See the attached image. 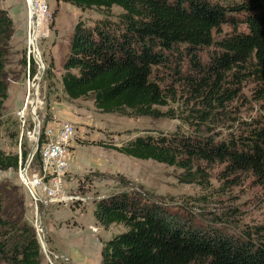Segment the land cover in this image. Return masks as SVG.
Masks as SVG:
<instances>
[{
    "label": "trees",
    "instance_id": "16d2710c",
    "mask_svg": "<svg viewBox=\"0 0 264 264\" xmlns=\"http://www.w3.org/2000/svg\"><path fill=\"white\" fill-rule=\"evenodd\" d=\"M65 1L103 15L73 28L59 79L68 101L90 98L101 114L128 110L130 118L166 116L195 128L188 135L175 130L136 136L115 151L179 168L183 181L208 182L200 164L218 163L225 174L248 172L264 186V0ZM113 6L122 10L116 19H110ZM222 26L230 31L220 36ZM12 33V20L0 8V118ZM246 85L262 107L248 121L231 107ZM178 90L187 115L160 112ZM208 122L227 123V131L215 133ZM27 152L23 147V159ZM17 167L18 156L0 149V170ZM146 195L123 192L94 203L104 228H124L102 245L101 264H264V223L244 231L225 220L206 223L185 206L171 209ZM24 214L23 202L0 190V264L42 261L37 233Z\"/></svg>",
    "mask_w": 264,
    "mask_h": 264
},
{
    "label": "rangeland",
    "instance_id": "374dc122",
    "mask_svg": "<svg viewBox=\"0 0 264 264\" xmlns=\"http://www.w3.org/2000/svg\"><path fill=\"white\" fill-rule=\"evenodd\" d=\"M37 3V36L41 34L37 46L42 53L45 70L50 69L51 76L48 77L45 72V77L43 74L44 78L38 83L37 95L43 104L35 109V114L40 121V131L46 123L54 130L63 123L52 118L51 110L58 102H67L69 105L64 106H69L76 114V121L68 122L75 130L69 166L71 156L76 165L72 171L69 169V181L82 197V203L69 206L41 205L36 207V212L27 189L18 179L17 170L12 168L0 170V190L11 199L18 197L23 202L24 218L34 227L36 233V224L40 230L42 225L49 229L50 248L56 246L60 255L64 254L68 258H71L75 250L76 264H101L102 245L122 233L124 228L114 224L104 228L94 215V203L104 197L123 192H137L142 199L148 194L150 196L147 200L154 198L171 209L185 206L199 221L222 224L221 221L225 220L237 230H250L264 223V186L248 172L225 174L221 164L201 163L208 180L201 185L199 178H195V182L183 181V172L179 168L152 160H138L115 151L112 147H119L136 136H156L160 132L170 134L175 130L188 135L194 134L195 128L187 126L179 118H130L128 110L120 114H101L93 107L90 98L68 101L61 90L59 75L62 73V64L68 52L73 28L79 20L90 26L103 15L99 10H83L65 0H44V14L42 0H37ZM26 5L28 6L26 0H0V8L8 13L13 27L11 39L5 49L4 78L7 97L3 102V115L0 118V149L7 155H17L19 143L21 150L26 147L28 151L31 147L26 139L20 136L15 116L26 95V78L21 62L22 55H26V38L17 36V33L21 34L18 32L20 30L25 36L28 34ZM121 13L120 8L113 6L110 19H116ZM229 31L228 26H222L218 35L222 36ZM23 45L24 50L21 51ZM52 51H55L54 55ZM19 82L20 84H17ZM49 84L52 86L48 87ZM249 89L250 86L246 85L231 106L237 112L236 116L244 121L262 113L260 102L251 98ZM184 100L182 92L178 90L174 102L167 107H158V110L183 117L187 115ZM47 106L50 108L48 113L51 117L46 116ZM231 114L233 115V112ZM208 125V128L213 129L215 133H222L223 136L228 124L208 122ZM200 130L198 131L205 135L204 130ZM32 175L34 174L30 176ZM180 210L184 211V208ZM39 212L41 219L38 218ZM41 254L42 264H47L42 248ZM48 254L53 259L51 253ZM54 262L58 264L59 261ZM64 262L63 264H69L65 260Z\"/></svg>",
    "mask_w": 264,
    "mask_h": 264
},
{
    "label": "built area",
    "instance_id": "2783aa9c",
    "mask_svg": "<svg viewBox=\"0 0 264 264\" xmlns=\"http://www.w3.org/2000/svg\"><path fill=\"white\" fill-rule=\"evenodd\" d=\"M41 6L45 14L46 7L44 0H42ZM33 12L27 6L28 34L25 36L26 55L25 65L23 66L24 77L26 78V95L22 106L16 110L15 116L18 122L20 136L24 137L31 145L30 150H28L26 157L23 159L21 145L19 143V151L17 154L18 179L27 189L30 199L34 202L35 210L38 212L36 207L41 205L54 204L69 206L82 203V197L73 189L75 186L69 181V157L71 154V143L74 139V127L68 122H63L54 130L46 123V126H43L40 131V121L35 114V109L43 104V101L37 95V89L39 81L45 77L46 70L42 60V53L37 46L41 34L36 39H33V44L30 43V36L35 31ZM34 50L38 55L34 53ZM35 163H37L36 167ZM31 174L34 175L30 176ZM67 183L69 186H66L68 185ZM40 214L39 212V219L41 218ZM36 230L37 236L40 242H42V232L37 224ZM42 249L47 264H55L54 260L48 254L49 252L44 248ZM63 259L68 261L66 258Z\"/></svg>",
    "mask_w": 264,
    "mask_h": 264
},
{
    "label": "crops",
    "instance_id": "0c3cea01",
    "mask_svg": "<svg viewBox=\"0 0 264 264\" xmlns=\"http://www.w3.org/2000/svg\"><path fill=\"white\" fill-rule=\"evenodd\" d=\"M18 32L21 33V34L17 33L18 37H23V38L25 37V33L23 34L21 30L18 31ZM17 50H20V49H16V51ZM22 50H24V45H23L21 51ZM54 52L55 51H52L53 55H54ZM17 84H20V82L17 83ZM66 104L69 105L67 102H63V103L58 102V103H56L53 106V110H51V113H52V118L55 121H61V122H69V121L70 122H75L76 121V119H77L76 114L73 113L72 109L69 106H64ZM73 151H74V149H73ZM73 151H72V154H73ZM75 167H76V165L73 163V159H72V156H71L70 166H69L70 171H72V169H74ZM43 226L46 229L47 248L49 247L48 249H49V252L51 253V256H52L53 260L54 261L56 260V262L59 261L58 264H63V263H65L63 258H67L68 261H69V264H76L75 261H77V260H76V256H75V253H76L75 250H73V254H72L71 258H68V256H66L64 254L60 255V251H59V249L56 246L50 248V246H49L50 237H49V233H48L49 229L45 225H43ZM40 264H42V262Z\"/></svg>",
    "mask_w": 264,
    "mask_h": 264
},
{
    "label": "bare ground",
    "instance_id": "6f19581e",
    "mask_svg": "<svg viewBox=\"0 0 264 264\" xmlns=\"http://www.w3.org/2000/svg\"><path fill=\"white\" fill-rule=\"evenodd\" d=\"M26 2L28 4V6L30 7L31 12L34 11L33 13H34V20H35V31H34V34L30 36V43L33 44V41H34L33 39L34 38L36 39V37H37V29H38V21H37V16H38L37 6H38V3H37V0H26ZM34 53L36 55H38L35 50H34Z\"/></svg>",
    "mask_w": 264,
    "mask_h": 264
},
{
    "label": "water",
    "instance_id": "95a60500",
    "mask_svg": "<svg viewBox=\"0 0 264 264\" xmlns=\"http://www.w3.org/2000/svg\"><path fill=\"white\" fill-rule=\"evenodd\" d=\"M41 231H42V234H43L42 245H43V247H46V245H45V242H46V229L43 226H41Z\"/></svg>",
    "mask_w": 264,
    "mask_h": 264
},
{
    "label": "clouds",
    "instance_id": "9594fccd",
    "mask_svg": "<svg viewBox=\"0 0 264 264\" xmlns=\"http://www.w3.org/2000/svg\"><path fill=\"white\" fill-rule=\"evenodd\" d=\"M41 219V218H40ZM40 224L42 225V223L40 222ZM43 226V225H42ZM42 232V231H41ZM42 238H43V234H42ZM39 239V238H38ZM40 241V240H39ZM42 241H43V239H42ZM40 244H41V247L42 248H45V247H43V245H42V242H40ZM45 249H47V251L49 252V249L46 247ZM67 259V258H66ZM67 262H69V261H67Z\"/></svg>",
    "mask_w": 264,
    "mask_h": 264
}]
</instances>
